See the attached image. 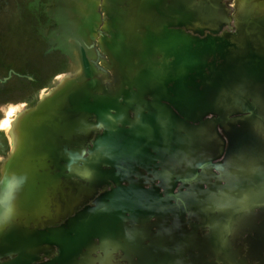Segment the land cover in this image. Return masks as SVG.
<instances>
[{
	"label": "rangeland",
	"instance_id": "374dc122",
	"mask_svg": "<svg viewBox=\"0 0 264 264\" xmlns=\"http://www.w3.org/2000/svg\"><path fill=\"white\" fill-rule=\"evenodd\" d=\"M144 6L0 0V243L24 234L0 264H264V18L131 21ZM41 111L62 134L28 154Z\"/></svg>",
	"mask_w": 264,
	"mask_h": 264
},
{
	"label": "crops",
	"instance_id": "0c3cea01",
	"mask_svg": "<svg viewBox=\"0 0 264 264\" xmlns=\"http://www.w3.org/2000/svg\"><path fill=\"white\" fill-rule=\"evenodd\" d=\"M126 2L129 1L131 3L143 2L145 6L142 8V12L136 10L133 13L134 17H137L131 21H141V22H157V21H172V22H200V23H215V22H226L231 19V21H235L237 24L242 23V31H244L247 35H253L256 24H258L264 18V0H230V6L234 7V13L230 14L226 13L223 8V1L225 0H76L78 6L87 8L89 12V16L87 21L91 22V18L94 15L92 21H95V17L97 13V7L106 8V12H111L112 10V2ZM147 10H146V9ZM109 10V11H108ZM116 11V10H115ZM91 12V13H90ZM95 12V14H93ZM91 14V15H90ZM111 15V14H110ZM116 15V14H115ZM108 19L107 21L111 22H121V19L116 18ZM252 33V34H250ZM118 55L119 58H124V62L119 63L117 68L123 69L127 67H132L129 60L131 59V53L126 56V53L123 51H114V55ZM120 58V59H121ZM173 65V66H172ZM165 68H173L176 71H180L183 69V65L180 62H175L170 64H166ZM152 68V67H150ZM78 114H74L73 117ZM38 123L36 126L30 128V131L26 133L24 138V143L27 145L26 151L28 154L33 153L32 151L42 150V141L44 140H54L57 138L56 135H61L62 131L57 129V125L50 127L54 128L53 136H44L42 134V111L38 112L35 115ZM155 119L158 122L161 121H169L170 116L167 110H159L155 112ZM88 128V126L86 127ZM57 129V130H56ZM79 129H83L80 126H76L72 129L70 133L78 132ZM11 134V133H9ZM68 134V133H65ZM60 140V138L58 139ZM135 139L129 141L122 148L124 152H128L131 150ZM32 150V151H31ZM24 236L21 232L11 233L10 235H5L0 243V248H4L8 245H11L16 239H20ZM8 264H10L8 262Z\"/></svg>",
	"mask_w": 264,
	"mask_h": 264
},
{
	"label": "clouds",
	"instance_id": "9594fccd",
	"mask_svg": "<svg viewBox=\"0 0 264 264\" xmlns=\"http://www.w3.org/2000/svg\"><path fill=\"white\" fill-rule=\"evenodd\" d=\"M16 181H17V178H15V177L6 178L5 184H11V183L16 182Z\"/></svg>",
	"mask_w": 264,
	"mask_h": 264
},
{
	"label": "snow or ice",
	"instance_id": "6c2138e0",
	"mask_svg": "<svg viewBox=\"0 0 264 264\" xmlns=\"http://www.w3.org/2000/svg\"><path fill=\"white\" fill-rule=\"evenodd\" d=\"M9 115H11V112H9ZM7 124H8V121H7V120H5V121L3 122V124H2V125H0V127L6 126Z\"/></svg>",
	"mask_w": 264,
	"mask_h": 264
},
{
	"label": "bare ground",
	"instance_id": "6f19581e",
	"mask_svg": "<svg viewBox=\"0 0 264 264\" xmlns=\"http://www.w3.org/2000/svg\"><path fill=\"white\" fill-rule=\"evenodd\" d=\"M158 111V110H157Z\"/></svg>",
	"mask_w": 264,
	"mask_h": 264
}]
</instances>
